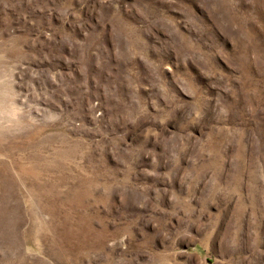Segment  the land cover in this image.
I'll return each mask as SVG.
<instances>
[{
	"label": "rangeland",
	"instance_id": "374dc122",
	"mask_svg": "<svg viewBox=\"0 0 264 264\" xmlns=\"http://www.w3.org/2000/svg\"><path fill=\"white\" fill-rule=\"evenodd\" d=\"M0 264H264V0H0Z\"/></svg>",
	"mask_w": 264,
	"mask_h": 264
}]
</instances>
